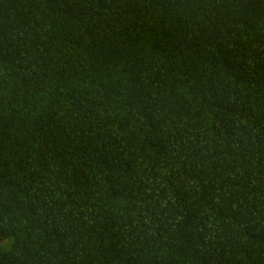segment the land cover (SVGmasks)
Returning <instances> with one entry per match:
<instances>
[{
	"label": "trees",
	"instance_id": "16d2710c",
	"mask_svg": "<svg viewBox=\"0 0 264 264\" xmlns=\"http://www.w3.org/2000/svg\"><path fill=\"white\" fill-rule=\"evenodd\" d=\"M0 264H264V0H0Z\"/></svg>",
	"mask_w": 264,
	"mask_h": 264
}]
</instances>
